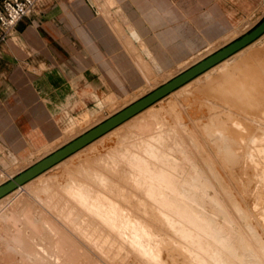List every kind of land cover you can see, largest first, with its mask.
Returning <instances> with one entry per match:
<instances>
[{
	"label": "bare ground",
	"instance_id": "6f19581e",
	"mask_svg": "<svg viewBox=\"0 0 264 264\" xmlns=\"http://www.w3.org/2000/svg\"><path fill=\"white\" fill-rule=\"evenodd\" d=\"M108 4L112 6L114 5V2L112 0H108ZM118 25H120V23ZM128 28L131 29L129 23ZM240 30L241 28H239V26L234 27L231 34L224 36L221 41H228L229 44L232 42L230 40H233V34L238 31L239 33L243 31V29L242 31ZM10 36L12 37V42L15 43L17 36L14 32ZM260 38L154 103L157 105L159 104L162 108L161 110H158V112L153 111L154 114L151 115L150 113L155 105L153 104L149 106L105 135L96 139L92 143L83 147L47 171L6 195L0 199V201L7 196L10 197L12 194L24 190L27 186L32 185L41 177H43L45 183L53 189H68L71 182V174L66 170V168H64V165L68 161L69 166L77 167L80 163L92 161L97 157L101 160L100 156H105L109 152L120 148L122 145L120 144L121 142H119V136L116 135L117 132L115 133V131L138 115L140 116L141 114L147 112V118L150 116V119H152L155 123V128L162 125L163 130H170L171 133L177 135L181 133L183 136L189 137L192 142H194L195 146L200 148L201 152L207 156L208 162L211 163L212 168H214V173H217L216 175H218V177L222 180L223 185L227 186L226 189H228V191L225 192V195H231L233 197V200H235V204L234 202L233 204L238 206L237 208H239V212H242L243 215L246 216L245 219L250 217L247 212L250 210L252 215L250 213L249 214L255 217L254 219L257 220L262 228L261 230L264 232V46L261 48H259L260 46H257L258 48L253 46V48L243 57L239 59L236 58L238 59L236 62L233 60L234 63H226L225 66L221 68L225 62L239 56L251 45L259 41ZM218 44L216 43L211 46H216ZM132 45L133 44H131V46ZM142 48L146 51L145 47ZM134 50L135 49H133L132 52H134ZM138 50H135V53ZM138 52L141 53V50ZM137 54L136 56L138 57L139 55ZM148 57L150 62H143L142 59L138 61V63L143 62L142 69L145 73L143 74L144 83L140 86L138 92L145 91V84L147 83L146 86L148 88V83L152 79L156 81L157 85L159 82L163 81V83H161V85H163L180 74V71L187 69L192 64H197L196 62L193 63L190 60L189 64H184V62H182L179 63L178 66L174 67L175 70L171 69L166 71L161 67L155 57H152V55H148ZM137 60L139 59L136 58V61ZM217 68L219 69L217 72L209 74ZM174 71H178V73H175ZM149 86L151 85L149 84ZM179 90L180 92L176 98L178 99V104L181 106H178L176 102L172 101L175 100L172 99L174 94H176ZM136 93L137 92L134 94ZM129 97L130 96H123L119 98L114 94H108V97L106 98H96L95 108L92 110L87 109L80 112L77 116H71L67 113L66 118L64 119L66 121V126L61 129L59 134L48 140V144L42 148L36 149L37 152L35 151L36 153L33 154L32 160L35 158L38 159V157L46 153V151H48L51 147L56 145L58 146L59 144L61 145L65 139H69L72 135L80 134L79 136H81L85 132L89 131L90 129L81 132V130L92 124V120H95L97 117L96 115L99 114L101 109L106 108L108 110H115L125 102H128L125 99H128ZM124 100L125 102L123 103ZM128 100H130V98ZM147 118L145 117L146 121L149 120ZM190 122L194 125L200 137L207 144L214 158L217 160L227 177L236 188V191H238L247 204L246 206H248L249 209L247 210L244 207L247 211H245L242 204L238 200L239 196L237 198L233 190L230 188L227 180L217 167L213 158L207 153L203 142L193 130ZM176 126H178V129H176ZM78 137L76 136V138ZM73 140L75 139H72L71 141ZM66 144H68L67 141ZM61 146L58 149L62 148ZM90 146H93L94 149L93 151L91 150L88 156H83L84 158L76 157L79 156L81 152L84 153L83 150ZM58 149L56 148L53 152ZM143 155H146V153H143ZM46 157H40L36 163ZM7 159H9L12 167L20 166V161L18 162V160L14 157L10 158L9 155V158L7 157ZM204 165L213 175V172L209 169L208 165ZM102 169L106 174H108V176L114 173L117 174V172H114V168L109 165L103 166ZM15 170L17 169L15 168ZM12 171H14V169H12ZM1 174L5 176V173L2 171H0V175ZM14 174H16V172ZM83 175L98 180V183H96L97 186L105 188L108 187L106 179L101 178L104 174H98L96 171L85 169ZM122 175L127 176L125 173ZM215 176L213 175L214 178ZM14 177L15 176H13V174H8L4 179L11 180ZM112 178L113 181L122 187V190L119 191L120 193H106L105 196H95L92 201L94 206L87 210L80 206V210L94 221L91 229L87 230L84 228V230L87 231L85 235L87 236V234H89L90 236H93L89 238V243L95 248L105 262L108 264H207L208 258H206L204 254L202 256L206 259H204L205 261H202L199 257L196 258L191 253V250L195 251L196 247L201 245L200 239L194 235L199 232L197 228L201 227L200 224L196 226L193 222L188 223L186 220H179L178 217L176 218L175 214H181L182 216L184 208L180 205L174 204L172 200L170 201L167 194L163 199L155 198V201L148 199L147 196L149 190L152 188V181L150 182V180L156 179L151 177L149 181H144V184L141 186L133 188V183L127 180H119L115 177ZM4 179H0V186L5 181ZM220 186H222L221 182ZM76 188L77 191L82 192L78 194L81 198H84V196L88 197L92 192H94L92 189H86L78 185H76ZM160 190V194L163 193L164 195L165 192L162 188ZM183 193L185 194L184 196H186L183 198V201H185V199H188L190 202L194 201H192L193 198L189 196V193ZM36 195L37 198L42 201L46 200V195L43 192L37 191ZM143 200L144 202H142ZM233 200L229 199L228 201L232 202ZM221 201L222 200L220 199L217 200V202L221 205L217 203L218 206L214 207V211L210 208H206L205 210L208 213L214 212V214L221 216V218L226 215L224 219L225 221L226 218L228 220V214L225 210V208L228 207V210L233 213L234 222L235 211L231 206L232 204L228 201H224L225 203ZM186 203L189 204V202ZM101 211H104V214L103 212L101 213ZM170 212H173V214H169ZM163 213H168V215L172 218H168V215L165 216ZM242 213H239V215H242ZM56 214L58 218H61L60 213L56 212ZM235 216L237 217L238 215ZM1 218L3 219L2 216L0 219ZM248 222L250 224L249 226L253 228V232L257 234L259 241L262 243L260 252L264 259V237L259 229L254 226L255 222L253 223L251 219H248ZM1 223L2 222H0V224ZM217 224H219V222H217ZM247 234L249 233L247 232ZM246 241V243H249L248 240ZM259 241L256 243L258 244ZM239 243L240 241H236L234 243V249L237 250V256H240L241 253H243L239 247ZM23 244L24 241L21 245ZM206 246L209 247L208 245ZM11 248L14 249L13 247ZM249 249H251V247ZM86 260L83 264H86ZM234 261L237 262V260ZM80 262H82V260ZM230 264H234V262L231 261Z\"/></svg>",
	"mask_w": 264,
	"mask_h": 264
},
{
	"label": "crops",
	"instance_id": "0c3cea01",
	"mask_svg": "<svg viewBox=\"0 0 264 264\" xmlns=\"http://www.w3.org/2000/svg\"><path fill=\"white\" fill-rule=\"evenodd\" d=\"M112 1L39 0L15 43L10 36L0 45V166L3 155L19 161L44 147L67 113L77 116L111 93L129 96L148 55L168 71L235 27V0Z\"/></svg>",
	"mask_w": 264,
	"mask_h": 264
},
{
	"label": "rangeland",
	"instance_id": "374dc122",
	"mask_svg": "<svg viewBox=\"0 0 264 264\" xmlns=\"http://www.w3.org/2000/svg\"><path fill=\"white\" fill-rule=\"evenodd\" d=\"M231 2L233 5V24L235 27L239 26V28H241L240 31L243 29L242 32L239 33L238 31L235 33L236 35L233 34V40H230L233 42L245 33L254 29L264 19V0H241L239 2L235 0ZM234 12L238 13L235 14ZM226 45H228V41H221L216 46H208L207 48L201 49L185 61L184 64H189L190 60L193 63H198ZM253 46L255 48H258L259 46V48L263 47L264 35L261 36L259 41L251 45L239 56L225 62L221 68H223L226 63L236 62L239 58L249 52ZM178 63L180 62H176L172 66H175ZM192 65L188 68L192 67ZM218 68L209 74L221 69ZM183 71H180V73ZM174 72L178 73V71ZM141 80L132 82L133 84L128 87L127 92L129 93V96L131 95L129 97L130 100H128L129 98L125 99L128 102H125L124 100L123 103H125L115 110H108L106 108L101 109L99 114L96 115V121L93 119L91 122L92 124L81 130V132L94 128L99 123L107 120L109 117L146 96L163 83L162 81L157 85L156 81L152 79L153 81L150 80L148 83V88L146 86L147 83L145 82V91L138 92L140 86L144 83V81ZM149 84L151 86H149ZM135 92H137L136 94L138 96L134 94ZM179 92L180 90L174 94L172 98L175 99L172 101L177 104L178 99L176 97ZM154 105L155 106L150 113L151 115L154 114L153 111L158 112V110L162 109L159 104ZM179 105L180 104H178V106ZM87 108L88 110H92L95 108V103L89 104ZM147 116V112L140 116L138 115L130 120L131 122H127V124L116 130L115 133L117 132L116 135L119 136V142H121L120 144L122 145L120 148L109 152L107 155L100 156L101 160L97 157L92 161L80 163L77 167L69 166L68 161L64 165V168H66L71 174V182L68 189H53L48 186L45 183L44 178L41 177L32 185L27 186L24 190L3 199L4 201L0 203V216L3 217V219H0V222H2V225L0 224V264H83L86 259V264H108L89 243V238L93 236H90L89 234H87V236L85 235L87 231H85L84 228L87 230L91 229L94 221L80 210V206L87 210L94 206L92 201L95 196H105L106 193H120L119 191L122 190V187L113 181L112 177L133 183V188L141 186L144 184V181H149L151 177L156 179L150 180V182L152 181V188L149 190L147 196L148 199L153 201H155V198L163 199L167 194L170 201L172 200L174 204L180 205L184 208L182 216L181 214H175L176 218L178 217L179 220H186L188 223L193 222L196 226L200 224L201 227L197 228L199 232L195 234L193 232V234L201 241V245L196 247L195 251L191 250V253L196 258L199 257L202 261H205L204 259L208 258L207 264H230L231 261H233L234 264H264V259L260 252L262 243L259 241L257 234L253 232V228L249 226L248 219H251L253 223L255 222L254 226L259 229L264 237V232L261 230V226L257 220L254 219L255 217L251 216L252 213L248 210L249 208L246 206L247 204L238 191H236V188L214 158L207 144L196 131L194 125L190 122L193 130L203 142L207 153L213 158L217 167L223 173L230 188L233 190L237 198L239 196L238 200L243 208L245 207L248 210L247 211L244 208L245 211L248 212V216H250L247 219H245L246 216L243 215L242 212H239V208H237L238 206L234 205L235 200H233V197L231 195H225V192L228 191V189H226L227 186L223 185L222 180L216 175L217 173H214V168H212L211 163L208 162L207 156L201 152L200 148L195 146L194 142H192L189 137L183 136L181 133L177 135L171 133L170 130H163L162 125L155 128L154 121L150 119V116L149 118H147ZM145 117L149 120L146 121ZM176 129H178V126H176ZM75 135L78 137L80 134ZM75 135H72L69 139L67 138V140L65 139L61 144L62 146L59 144L58 146L51 147L40 157H46L56 148L58 149L60 146L63 147V145L66 144V141L69 143L72 139H76ZM90 147L83 150L84 153L81 152L79 156L76 157L84 158L83 156H88L91 150L93 151L94 149L93 146ZM35 151L37 152L35 149L31 154L20 155L18 157L21 167H12L6 156L3 155L5 163L3 166H0V171L4 172L5 176L1 174L0 179L6 178V175L8 174L16 176L18 172V174H20L31 165H34V163L40 159V157H38V159L35 158L32 160L33 154L36 153ZM143 153H146V155H143ZM204 164L208 165L209 169L213 172V175H216V179ZM105 165L114 168V172H117V174L114 173L108 176V174L102 169ZM15 168L17 170H15ZM12 169H14V171H12ZM85 169L96 171L98 174H104L101 178L106 179L108 187L97 186L96 183H98V180L83 175ZM15 172L16 174H14ZM123 173L127 176L122 175ZM4 180L2 184L9 181V179ZM220 182L222 186H220ZM76 185L82 186L86 189H92L94 192L88 197H82V199L78 195L82 192L77 191ZM161 188L165 192L164 195L163 193L160 194ZM37 191H41L46 195L45 201L37 198ZM183 192H186V194L189 193V196L193 198L192 201H194L190 202L188 199L183 201V198L186 197ZM218 199L222 200L221 202L223 203L229 199L233 200L232 202H228L232 204L231 206L235 211V215H238L237 217L234 215V219H237L236 221L234 220L233 222V213L228 210V207H226L225 210L228 214L227 217L229 221L227 218L224 221L226 215L221 218V216L214 214V212L208 213L205 210L206 208H210L214 211V207L218 206ZM142 202H144V200ZM186 202H189L191 205ZM56 212L61 214V218L57 217ZM102 212L104 214V211H101V213ZM171 213L173 214V212H170L169 214ZM239 213H242V215H239ZM2 214H4V216ZM163 215L167 216L168 213H163ZM167 217L172 218L169 215ZM217 222H219V224H217ZM246 231L250 235L247 234ZM246 240H248L249 243H246ZM23 241L24 244L21 245ZM236 241H240L239 247L243 251L240 256H237V250L234 249V243ZM257 241H259L258 244L256 243ZM250 247L251 249H249ZM203 254L206 258L202 256ZM255 259H258L259 261L257 260L256 262ZM81 260L82 262H80ZM234 260H237V262Z\"/></svg>",
	"mask_w": 264,
	"mask_h": 264
},
{
	"label": "water",
	"instance_id": "95a60500",
	"mask_svg": "<svg viewBox=\"0 0 264 264\" xmlns=\"http://www.w3.org/2000/svg\"><path fill=\"white\" fill-rule=\"evenodd\" d=\"M263 34H264V19L254 29L245 33L237 40L222 47L220 50L211 54L204 60L200 61L199 63L183 71L175 78L159 86L158 88L147 94L146 96L137 100L133 104L129 105L128 107L114 114L107 120L98 124L94 128L85 132L75 140L66 144L57 151L53 152L51 155L40 160L33 166L27 168L20 174L16 175L13 179L2 184L0 186V199L10 194L17 188L21 187L22 185L26 184L30 180L34 179L38 175L42 174L43 172L47 171L51 167L55 166L56 164L66 159L70 155L79 151L83 147L92 143L96 139L105 135L106 133L116 128L120 124L129 120L130 118L140 113L144 109L153 105L154 103L164 98L171 92L175 91L176 89L190 82L197 76L206 72L207 70L219 64L220 62L224 61L225 59L229 58L230 56L234 55L235 53L245 48L246 46L250 45L258 38H260Z\"/></svg>",
	"mask_w": 264,
	"mask_h": 264
},
{
	"label": "built area",
	"instance_id": "2783aa9c",
	"mask_svg": "<svg viewBox=\"0 0 264 264\" xmlns=\"http://www.w3.org/2000/svg\"><path fill=\"white\" fill-rule=\"evenodd\" d=\"M39 0H0V45L17 30L19 23L35 8Z\"/></svg>",
	"mask_w": 264,
	"mask_h": 264
}]
</instances>
